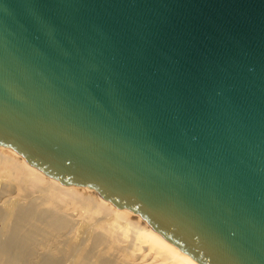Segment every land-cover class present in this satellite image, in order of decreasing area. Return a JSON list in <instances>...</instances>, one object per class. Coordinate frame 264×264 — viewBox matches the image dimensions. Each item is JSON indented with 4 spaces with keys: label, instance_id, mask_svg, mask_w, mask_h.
<instances>
[{
    "label": "water",
    "instance_id": "obj_1",
    "mask_svg": "<svg viewBox=\"0 0 264 264\" xmlns=\"http://www.w3.org/2000/svg\"><path fill=\"white\" fill-rule=\"evenodd\" d=\"M0 145L201 264H264V0H0Z\"/></svg>",
    "mask_w": 264,
    "mask_h": 264
},
{
    "label": "bare ground",
    "instance_id": "obj_2",
    "mask_svg": "<svg viewBox=\"0 0 264 264\" xmlns=\"http://www.w3.org/2000/svg\"><path fill=\"white\" fill-rule=\"evenodd\" d=\"M0 264H201L88 185L0 145Z\"/></svg>",
    "mask_w": 264,
    "mask_h": 264
}]
</instances>
